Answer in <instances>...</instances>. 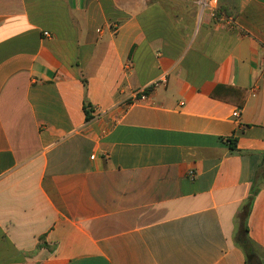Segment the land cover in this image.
I'll use <instances>...</instances> for the list:
<instances>
[{"label":"crops","instance_id":"0c3cea01","mask_svg":"<svg viewBox=\"0 0 264 264\" xmlns=\"http://www.w3.org/2000/svg\"><path fill=\"white\" fill-rule=\"evenodd\" d=\"M207 1L0 0V264H251L257 172L264 264V0Z\"/></svg>","mask_w":264,"mask_h":264},{"label":"trees","instance_id":"16d2710c","mask_svg":"<svg viewBox=\"0 0 264 264\" xmlns=\"http://www.w3.org/2000/svg\"><path fill=\"white\" fill-rule=\"evenodd\" d=\"M215 16L218 17V13L216 12L215 13ZM220 89V88H218ZM218 89H216L212 96L214 98H218L219 95H218ZM238 91H240V93H242L243 95V99L241 102L237 103V105L242 108L244 107L245 103H246V99H247V91L246 90H242V89H237ZM149 92V91H148ZM85 113H86V120L87 121H90L92 119V116L91 114L89 113V111L87 109H85ZM261 177L260 176V173L257 172L254 180H253V183H252V187H251V192H250V196L248 198V201L246 202L245 204V207L242 211V214H241V223H242V231L238 237V243L239 245L243 248V250L245 251L247 257H248V260H250L251 257L253 256H256V251L253 247V244L251 242V240L249 239L248 237V229H247V226H246V219H247V216H248V213H249V209L254 201V198L255 196L258 194L259 190H260V184H261ZM257 257V256H256Z\"/></svg>","mask_w":264,"mask_h":264},{"label":"built area","instance_id":"2783aa9c","mask_svg":"<svg viewBox=\"0 0 264 264\" xmlns=\"http://www.w3.org/2000/svg\"><path fill=\"white\" fill-rule=\"evenodd\" d=\"M204 4L209 7L212 16L216 17L215 13L217 11L218 0H208ZM44 35L46 37H50V34L48 32H45ZM163 83H165V80H160V81H157L156 83H154L152 86L153 87H157V86H159L160 84H163ZM148 91L149 90H145V91H142V92L138 93L137 96L135 97L136 100H138V101H148L149 98H150V94H149ZM233 116L239 117L240 116V110H238V109L235 110ZM92 158H94V156ZM190 178L194 179V174L193 173L190 174Z\"/></svg>","mask_w":264,"mask_h":264},{"label":"water","instance_id":"95a60500","mask_svg":"<svg viewBox=\"0 0 264 264\" xmlns=\"http://www.w3.org/2000/svg\"><path fill=\"white\" fill-rule=\"evenodd\" d=\"M250 262H251V264H259V261H258L257 257H255V256L251 257Z\"/></svg>","mask_w":264,"mask_h":264}]
</instances>
